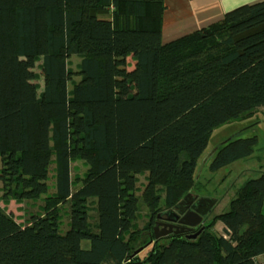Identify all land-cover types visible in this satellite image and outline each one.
Listing matches in <instances>:
<instances>
[{
    "label": "trees",
    "instance_id": "obj_1",
    "mask_svg": "<svg viewBox=\"0 0 264 264\" xmlns=\"http://www.w3.org/2000/svg\"><path fill=\"white\" fill-rule=\"evenodd\" d=\"M165 9V0H0V180L6 201L41 203L23 223L0 205V264H264V173L238 185L196 237L155 234L158 214L206 196L212 173L258 146L257 135L228 138L209 178L197 177L215 129L264 107V0L166 43ZM75 158L88 170L73 189Z\"/></svg>",
    "mask_w": 264,
    "mask_h": 264
},
{
    "label": "rangeland",
    "instance_id": "obj_2",
    "mask_svg": "<svg viewBox=\"0 0 264 264\" xmlns=\"http://www.w3.org/2000/svg\"><path fill=\"white\" fill-rule=\"evenodd\" d=\"M133 53L128 55L129 68L134 67L135 60L133 59ZM38 60H40L38 58ZM80 61L78 56H73L70 59L69 66L73 69H77V65ZM40 62L37 61L35 67L36 72L40 74ZM77 78V76H75ZM37 83H43V77L39 76L36 80ZM71 87V84H70ZM132 90V89H131ZM252 135H257L259 139L258 146L256 147L255 152L248 159H240L232 164L221 168L219 171L212 173L209 170V162L216 150L222 145V143L231 137H249ZM2 167L1 155H0V169ZM88 170V165L83 162L81 159L75 158L72 162L71 175L72 180L74 181L73 189H76V185L80 183L78 177H83L85 172ZM212 173V178L207 182V186L203 191V195L214 197L218 199V203L213 207L212 211L205 216V221L210 220L214 215L218 213L226 212L230 209L229 203L230 200L235 195V191L238 185L248 178H257L264 173V107H261L257 110L256 113L250 115V117L241 120L235 121L222 125L215 129L213 132L209 144L205 151L203 152L201 158L198 162L197 177L201 181H206L209 177L208 175ZM139 188L143 189L146 183V175L142 174L139 176ZM78 182V183H77ZM52 185L53 180L49 181ZM236 186V187H235ZM5 190V188H4ZM4 190L3 183L0 180V205L7 210V212H12L15 218L23 223L26 219V210H38V205L33 204L30 201L25 199H14L9 198L8 201L4 199ZM53 190V189H51ZM140 194V192L138 193ZM204 197V196H201ZM33 208H32V207ZM69 209V204H66L62 208V219H61V230L66 231L69 228V215L67 210ZM146 208L144 205H141L140 217L138 219V224L142 227L145 222L148 220L146 216ZM162 213V212H161ZM91 221H95L94 212L92 213ZM157 220V219H156ZM156 226V225H155ZM215 230L217 233H224L223 225L217 223L215 225ZM84 246L88 245L87 241H84ZM142 256L146 253L143 251Z\"/></svg>",
    "mask_w": 264,
    "mask_h": 264
},
{
    "label": "crops",
    "instance_id": "obj_3",
    "mask_svg": "<svg viewBox=\"0 0 264 264\" xmlns=\"http://www.w3.org/2000/svg\"><path fill=\"white\" fill-rule=\"evenodd\" d=\"M259 1L263 0H165L162 40H175L222 19L240 5Z\"/></svg>",
    "mask_w": 264,
    "mask_h": 264
},
{
    "label": "water",
    "instance_id": "obj_4",
    "mask_svg": "<svg viewBox=\"0 0 264 264\" xmlns=\"http://www.w3.org/2000/svg\"><path fill=\"white\" fill-rule=\"evenodd\" d=\"M217 202L218 199L214 197H198L196 194L189 193L174 208L158 214V218H161L162 216L168 217L171 214H174L175 218H169L170 223L164 225L169 227L165 234H161L158 231L161 223L157 222L155 226L156 238L172 233L180 234L189 230H196V227L201 226V229L196 231V233L187 234L189 238L192 236L196 237L200 234L201 230L204 229L203 224L205 223V216L211 212ZM140 251H142V249H139L136 252L139 253Z\"/></svg>",
    "mask_w": 264,
    "mask_h": 264
},
{
    "label": "flooded vegetation",
    "instance_id": "obj_5",
    "mask_svg": "<svg viewBox=\"0 0 264 264\" xmlns=\"http://www.w3.org/2000/svg\"><path fill=\"white\" fill-rule=\"evenodd\" d=\"M212 211V210H211ZM169 218H175V215L174 214H171L170 216H168V217H166V216H162L161 218H157V220H155V224H157V222H159V223H161L160 224V226H159V229H158V231L161 233V234H165L166 233V231L169 229V227L168 226H164L165 224H167V223H170V221H169ZM204 225V224H203ZM201 226H198V227H196V230L198 229V228H200ZM179 229V228H178ZM176 230V229H175ZM195 230L193 229V230H189V231H187V233H190V232H194ZM168 235H170V234H168ZM172 235V234H171ZM165 237L167 236V235H164ZM164 236H162V237H164Z\"/></svg>",
    "mask_w": 264,
    "mask_h": 264
}]
</instances>
